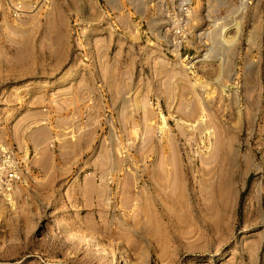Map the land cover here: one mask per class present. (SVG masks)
Listing matches in <instances>:
<instances>
[{
  "label": "rangeland",
  "instance_id": "374dc122",
  "mask_svg": "<svg viewBox=\"0 0 264 264\" xmlns=\"http://www.w3.org/2000/svg\"><path fill=\"white\" fill-rule=\"evenodd\" d=\"M182 1L0 0V264H264V0L183 19ZM74 91L94 137L69 123L38 144ZM24 163L33 181L10 182ZM81 167L115 176L99 212L64 193Z\"/></svg>",
  "mask_w": 264,
  "mask_h": 264
},
{
  "label": "crops",
  "instance_id": "0c3cea01",
  "mask_svg": "<svg viewBox=\"0 0 264 264\" xmlns=\"http://www.w3.org/2000/svg\"><path fill=\"white\" fill-rule=\"evenodd\" d=\"M56 94L58 95L59 92H56ZM62 94H66L65 89ZM69 100L70 97H62L59 99L58 97L56 99L50 97L48 122L46 125L37 128L35 134L31 135V138L38 144L45 139H49L54 130H57L58 132L62 131L63 128H65V125L69 123L73 124L75 128H81L84 123H88L90 126L89 129L93 132L91 133L92 136L90 139L94 137L98 128L97 122L95 120L82 121L83 94L81 91H78L77 93L74 91L72 103ZM71 110L73 113L72 117L64 116L54 118L59 112H67ZM59 134H61V132H59ZM82 139L83 136H79L78 140ZM46 153L47 150L43 149L42 154L32 160L33 166L39 169L43 176L59 180L63 177V170H61L62 163L59 160V157ZM43 154L45 155L43 156ZM62 155H64V153ZM82 168L83 167H81L76 176L73 177L74 180L71 185L65 187L64 193L69 191V193L74 194L76 196V203L82 209L99 212L100 210H103L114 197L115 176L110 173H100L98 176L96 173L87 172L81 177L79 175L82 172Z\"/></svg>",
  "mask_w": 264,
  "mask_h": 264
},
{
  "label": "built area",
  "instance_id": "2783aa9c",
  "mask_svg": "<svg viewBox=\"0 0 264 264\" xmlns=\"http://www.w3.org/2000/svg\"><path fill=\"white\" fill-rule=\"evenodd\" d=\"M231 1H245V0H231ZM192 9H193V0H183L182 5L180 7V10L182 12V19L188 18V16L192 12ZM187 34L188 33L186 31L185 21L184 23L181 22L179 26L173 29L172 39H171L172 41L171 44H173V50L174 49L176 50L178 48L179 53H181V47L187 39ZM6 170H7V178L9 179L10 182L17 181L23 184H27L29 180L33 181L34 175H36L34 173V170L31 169L27 163H24V165H21L17 169L9 168Z\"/></svg>",
  "mask_w": 264,
  "mask_h": 264
},
{
  "label": "bare ground",
  "instance_id": "6f19581e",
  "mask_svg": "<svg viewBox=\"0 0 264 264\" xmlns=\"http://www.w3.org/2000/svg\"><path fill=\"white\" fill-rule=\"evenodd\" d=\"M72 236V235H71ZM99 247V250L102 252V253H106V250L102 247V246H98ZM110 253V252H109ZM110 257L115 259V256L113 253H110Z\"/></svg>",
  "mask_w": 264,
  "mask_h": 264
}]
</instances>
